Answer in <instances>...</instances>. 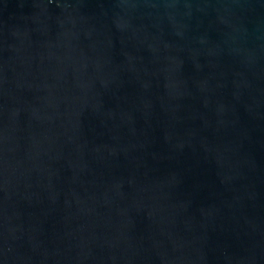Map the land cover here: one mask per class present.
Instances as JSON below:
<instances>
[{
    "label": "water",
    "instance_id": "1",
    "mask_svg": "<svg viewBox=\"0 0 264 264\" xmlns=\"http://www.w3.org/2000/svg\"><path fill=\"white\" fill-rule=\"evenodd\" d=\"M0 264H264V0H0Z\"/></svg>",
    "mask_w": 264,
    "mask_h": 264
}]
</instances>
